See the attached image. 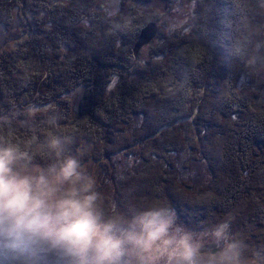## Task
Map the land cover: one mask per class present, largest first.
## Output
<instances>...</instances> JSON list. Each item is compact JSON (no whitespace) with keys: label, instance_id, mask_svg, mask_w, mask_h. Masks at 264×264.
Instances as JSON below:
<instances>
[{"label":"trees","instance_id":"16d2710c","mask_svg":"<svg viewBox=\"0 0 264 264\" xmlns=\"http://www.w3.org/2000/svg\"><path fill=\"white\" fill-rule=\"evenodd\" d=\"M13 1L0 0V6L8 13ZM75 2L62 6L33 2V20L43 19L39 22L42 25L37 24L38 30L45 31V38H35V46L26 40L20 48L0 52V182L2 176L17 177L35 166L36 179L44 181L45 189L55 184L60 197V204L49 211L30 204L25 217L60 222L83 238L86 233L91 238L94 234L117 236L120 244L151 239L160 219L168 216H175L195 233L211 232L229 223L228 239L216 253L202 254L203 260H198L196 252L187 247L184 260L177 254L171 264H264V105L251 108L256 90L247 95L234 86L244 71L241 64L252 58L250 55L257 62L264 61V9L255 0H229L228 14L215 23L217 7L207 2L201 6V22L198 18L193 22L190 34L184 33L176 42H162L167 33L156 30L161 38L158 42L167 43L169 49L161 53V48L154 47L165 44L153 43L155 46L148 45L140 57L141 51L134 50L138 31L145 24L159 22L161 12L145 15L146 19H138L137 12L122 17L124 24L134 18L133 32L127 38L116 32L100 47L87 37L91 27L78 23L86 15V6L77 8ZM7 13L0 23H8ZM63 17L67 23H58ZM219 27L223 39L234 42L227 46L231 58L215 54L221 49V37L211 31ZM66 28L73 33L80 31L81 47L64 57L63 53L60 56L62 49L72 38L63 30ZM186 46L194 50L183 53L187 62L179 67L172 61L180 54L179 47ZM43 48H54L53 52L44 51L48 63L42 57L44 67L35 65L34 59ZM27 57L34 62L29 69L21 64ZM254 73L253 69L252 76ZM114 77L113 86L105 88ZM217 83L223 84L222 91L216 90ZM79 85L83 91L73 112L70 99L63 94L70 86ZM29 104L36 109L30 110ZM138 116L141 119L135 123ZM128 124L132 125L129 130ZM115 153L145 164L120 175L111 158ZM182 156L186 168L192 160L205 161L209 172L205 182L194 187L189 179L180 177L176 161ZM76 159L81 164L97 162L109 174L112 192L97 195L85 184L84 170L70 192L67 180ZM130 181L133 186L149 188L148 200L140 201L145 212L140 214L139 223L127 222L129 214L112 223L113 216L121 215V202L127 198L123 190ZM4 216L0 208V222ZM119 231L124 232L121 238ZM240 232L247 235L240 237ZM47 236L22 233L3 240L50 247L57 237ZM92 241L72 249L63 245L64 250L59 251L87 255L96 251L98 244Z\"/></svg>","mask_w":264,"mask_h":264},{"label":"rangeland","instance_id":"374dc122","mask_svg":"<svg viewBox=\"0 0 264 264\" xmlns=\"http://www.w3.org/2000/svg\"><path fill=\"white\" fill-rule=\"evenodd\" d=\"M72 1L73 0H14V3L10 7V12L8 10V13L7 10L0 6V19L5 17V13L10 15L8 23H4L2 21V23H0V52L4 53L11 48H20L19 46L26 42V40L35 46L37 45V42H34L35 38H45V31H42L41 29L38 30V24L42 25V23L39 22L43 21V19L41 17L36 18L38 24L36 23V20H33L34 17L30 10L33 8V2L46 6H62L71 3ZM92 2L93 0H77V2H75L77 8L80 7L81 9L86 6V11L83 12V14L86 13V15H84L78 23L91 27L90 32H88L89 34L87 33V37L91 39V43H94L97 46L101 45L100 47L107 45L111 36H113L116 32H123L126 38L133 32L135 28V22L133 21L134 18L132 20L129 19V22L127 21L126 24L122 21V17L124 19L125 16L129 14V16L132 17L137 12L136 16H138V19H146L151 17L154 13L156 14V11H158V13L161 12L162 19L156 23V30L157 32L159 31V33H161L162 30L165 34L167 33L165 39L163 40L162 38V42H176L184 35V33L185 35L190 34V31L195 28L193 22L197 18L199 23L201 22V15H203L202 8L205 7L207 2L210 6L216 5L217 7V10L215 9L214 16L215 23H217L220 18L226 17L228 14L229 4V0H94V2ZM255 3L257 6L264 9V0H255ZM131 5L133 7H129ZM202 5H204V7H201ZM54 9L58 12L57 6L54 7ZM17 11H19V14H17ZM65 13L68 15L67 18L71 17V14L68 13V9L65 10ZM145 15H148V17H145ZM209 16L210 14L208 11L207 17ZM65 20V18H61L58 23L66 24L67 21ZM33 23L35 24V27H33ZM92 24L94 26H92ZM97 25L101 27L97 28ZM145 26H147V24H145L141 29ZM201 26L203 28L204 24L202 25L201 23ZM220 29V27L219 29L214 28L211 31L213 35L219 33L218 36L221 37V49L216 51L217 53L215 52V54L218 58L221 56L231 58V54H227V46L229 43L233 45L234 42H230V40L225 41L222 36L223 34L219 31ZM63 30H65L66 33L72 34V38L69 40L70 45L68 44V46L63 47V52L60 54L61 56L63 53V56L67 57V55L71 54V51H73L74 48V50H76V48L78 50L81 47L78 44L80 31H78V33H73L74 30H70L69 28ZM138 32L140 33V30ZM157 32L146 44L141 45L135 53H140L141 51L140 57H144V54L147 52L146 50L148 49V45L153 47V43H159L158 41H160L161 38H158L159 33ZM66 36L70 38L68 35ZM216 38L218 40V37ZM120 42H122V40ZM161 44L165 45H162V47L154 45V50L161 48V53H163L169 49L167 43ZM179 49L180 54L177 53V55L174 56V61L172 62L179 67H182L184 63L187 62V58L182 57L183 53L188 54L190 49L191 52H193L194 48H188L186 46L183 48L179 47ZM48 50L43 48V50H41L42 52L38 54V57H34V59L36 58L37 60L35 65H43L44 67L41 59L45 55L44 51ZM49 51L53 52L54 48H51ZM92 51L95 53L93 45H91V52ZM191 52L190 54H192ZM163 55H160L159 57L163 58ZM63 56L62 58H64ZM250 56L252 58L241 64L240 67H242L241 69H244V71L238 75L234 82V86L238 91L239 89L246 91L247 95H251L256 90V93L258 94L257 98H251L252 102L250 107L261 108L264 105V61L257 62L254 60L252 55ZM46 58L43 57L45 64L47 65L48 63H46ZM33 63L32 58L27 57V60L24 63L22 61L21 64L25 68H28V65ZM247 69L249 70L247 71ZM253 69L255 70V73L252 76ZM220 72L221 71H219V76H221ZM114 80L115 77L112 81L106 83L107 85L105 84L104 87L106 88L107 86V89H110L116 82V80ZM221 83L216 84V90L218 92L223 89V84ZM70 87L69 91L64 92L63 95L70 99L71 107L74 112L77 109L83 87L80 85ZM31 103L32 102H30V104ZM48 105L49 103L41 108L45 109ZM36 107V105L32 104L29 108L34 111ZM140 119L141 117L135 119V123ZM131 126V124H128L127 130H129ZM111 158L117 165L118 173L120 175L124 174L128 170L133 171L140 169L145 164L142 160L136 159L133 156L124 155V153H115L111 156ZM183 158L184 156H182L179 161H176V167L179 171L180 177L182 179H189L194 187H197L201 185L202 182H205L209 173L207 171L205 161L192 160L186 168L183 166ZM11 162L14 163L13 160H11ZM156 162L161 163L160 160H156ZM71 166L73 174L70 175L67 180L69 184L68 190L70 192H74L76 181L81 176V170L86 171L87 174V181L85 184H87L90 189L96 190L97 195L100 196L104 193L112 192L111 178L109 177V174L104 173L105 171L100 168L97 162L88 160L81 164L76 159L73 161ZM73 166L76 170H74L75 168H73ZM35 169V166L28 167V169L24 170L21 175L17 177L2 176L0 182V208L5 212V216L4 219L1 220L2 222H0V264L5 261L12 264L17 262L27 264H171L172 257L177 254H182L180 258L184 260L187 247L193 249V251L197 253L198 260H203L202 254L210 256L213 255L219 250L225 240L228 239L229 223H223L216 230L209 233H195L182 223L178 222L175 216H168L167 218L165 217L160 219L158 225L151 232V239L145 241H143V239L137 243L129 242L125 244H120L117 236L105 237L104 235L94 234L95 236L91 238L90 234L87 235L86 233L83 238L74 228H70L60 222H52L46 218L34 216L27 219L25 217V211L32 203L39 205L46 211H49L52 207L60 204V197L56 191L55 184L49 187V189H45L47 186L44 184V181L36 179ZM79 169L80 172H78ZM148 189L145 186H142V184L141 186H133V181L127 183L123 190V193L127 195V198L121 202V215L118 214L115 218L113 216L111 218V222L115 223L118 221V217L123 214H129L127 217H130V219H127V222L139 223L140 214L145 212L146 207L145 205H141L140 201L144 199V201L148 200L146 198L149 195ZM22 233L48 235L47 237L52 235L57 237V239L54 242L52 241L50 247L41 246L39 244H37L38 246H31L27 242H8L3 240L9 235H20ZM119 233L118 236L121 238L124 232L119 231ZM245 235H247L246 232H240V237ZM92 239H95V243L98 244L96 245L95 252L92 250V252L87 255L74 251L60 252L64 250V247L61 248L63 245L67 246L69 249L82 247L87 241H91V243H93L94 241H92ZM205 244L209 245L208 249H203ZM50 248L52 250H49ZM199 248L200 250H198ZM211 249H214V251H209Z\"/></svg>","mask_w":264,"mask_h":264},{"label":"water","instance_id":"95a60500","mask_svg":"<svg viewBox=\"0 0 264 264\" xmlns=\"http://www.w3.org/2000/svg\"><path fill=\"white\" fill-rule=\"evenodd\" d=\"M155 33H156L155 24L152 22L148 23L147 26H145L143 29L140 30L134 50H137L141 45L146 44L151 38H153ZM208 247L209 245L205 244V247H203V249H206V248L208 249ZM214 249H211L209 251L212 252L214 251ZM198 250H200V248Z\"/></svg>","mask_w":264,"mask_h":264},{"label":"bare ground","instance_id":"6f19581e","mask_svg":"<svg viewBox=\"0 0 264 264\" xmlns=\"http://www.w3.org/2000/svg\"><path fill=\"white\" fill-rule=\"evenodd\" d=\"M206 233H209V232H206ZM131 243H133V241H130ZM186 252V251H185ZM197 254V253H196ZM192 255V254H191ZM188 256V255H187ZM190 256V255H189ZM191 259V258H190ZM210 261V260H209ZM210 262H213V261H210Z\"/></svg>","mask_w":264,"mask_h":264}]
</instances>
